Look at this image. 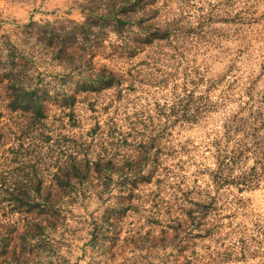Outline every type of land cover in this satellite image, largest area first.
<instances>
[{"label": "clouds", "instance_id": "clouds-1", "mask_svg": "<svg viewBox=\"0 0 264 264\" xmlns=\"http://www.w3.org/2000/svg\"><path fill=\"white\" fill-rule=\"evenodd\" d=\"M0 264H264V0H0Z\"/></svg>", "mask_w": 264, "mask_h": 264}, {"label": "rangeland", "instance_id": "rangeland-1", "mask_svg": "<svg viewBox=\"0 0 264 264\" xmlns=\"http://www.w3.org/2000/svg\"><path fill=\"white\" fill-rule=\"evenodd\" d=\"M19 127H20L21 129H23V128L25 127V125H24L23 123H21V124L19 125Z\"/></svg>", "mask_w": 264, "mask_h": 264}]
</instances>
